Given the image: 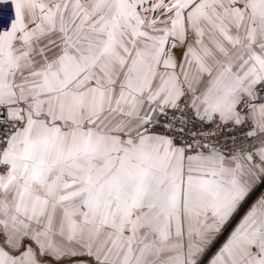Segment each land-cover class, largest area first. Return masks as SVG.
I'll use <instances>...</instances> for the list:
<instances>
[{"label":"snow or ice","instance_id":"6c2138e0","mask_svg":"<svg viewBox=\"0 0 264 264\" xmlns=\"http://www.w3.org/2000/svg\"><path fill=\"white\" fill-rule=\"evenodd\" d=\"M0 264H264V0H0Z\"/></svg>","mask_w":264,"mask_h":264}]
</instances>
